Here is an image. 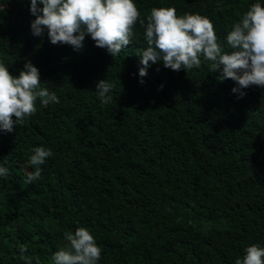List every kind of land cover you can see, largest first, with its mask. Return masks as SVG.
Instances as JSON below:
<instances>
[{
	"label": "trees",
	"instance_id": "1",
	"mask_svg": "<svg viewBox=\"0 0 264 264\" xmlns=\"http://www.w3.org/2000/svg\"><path fill=\"white\" fill-rule=\"evenodd\" d=\"M256 2L134 0L145 22L162 6L208 17L225 51ZM33 19L30 0H0V61L18 76L30 60L59 99L38 98L23 125L0 131V166L10 171L0 177V264H24L19 245L33 264H52L78 227L101 247L98 264H235L248 246L264 247V87L238 98L236 82L219 80L207 61L188 72L158 62L141 78L139 21L113 58L89 35L79 51L34 36ZM101 79L116 85L107 105ZM41 146L53 155L25 183Z\"/></svg>",
	"mask_w": 264,
	"mask_h": 264
},
{
	"label": "clouds",
	"instance_id": "2",
	"mask_svg": "<svg viewBox=\"0 0 264 264\" xmlns=\"http://www.w3.org/2000/svg\"><path fill=\"white\" fill-rule=\"evenodd\" d=\"M30 12L35 16L30 24L34 36L43 37L47 33L53 45L66 44L79 51L89 35L95 46L106 49L113 58L131 43L133 29L139 21L147 43L142 53H137L142 65L141 78L158 62L173 71L188 72L207 61L209 72L220 73L219 80L236 82L232 92L238 93V98L250 86L264 87V3L261 2L251 4L234 23L226 36L228 51L218 41L208 17L199 13L177 15L174 6L152 8L146 22L134 0H30ZM115 87L106 79L96 83L102 104L111 102L110 93ZM38 98L44 106L59 102L54 92L41 88L38 67L28 60L17 76L0 61V131L12 132L14 126L23 125L25 118L37 112ZM52 155L50 149L34 148L29 159L34 170L28 172L25 183L41 178V165ZM9 175V168L0 166V177ZM63 240L64 245L52 256V264H98L101 259L102 249L86 227H78L74 233L66 231ZM18 251L24 264H33V258L26 255V245H19ZM35 264H41L39 258ZM235 264H264V247L248 246L243 258H237Z\"/></svg>",
	"mask_w": 264,
	"mask_h": 264
}]
</instances>
